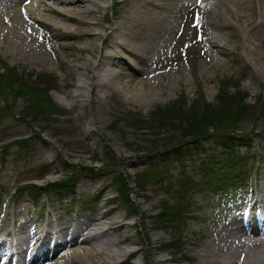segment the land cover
<instances>
[{"label": "rangeland", "instance_id": "374dc122", "mask_svg": "<svg viewBox=\"0 0 264 264\" xmlns=\"http://www.w3.org/2000/svg\"><path fill=\"white\" fill-rule=\"evenodd\" d=\"M112 3L101 2L106 8L97 15L98 38L84 41L95 54H76L90 64L100 57L113 13L121 11ZM235 69L223 83H205L200 96L184 65L188 92L145 108L120 103L106 90L91 101L87 92L81 109L67 100L76 77L0 54V223L90 219L111 210L101 221L110 215L115 223L107 224L108 233L126 239L118 248L136 250L129 263L150 264V239L162 245L154 258L199 264L225 224L264 213L263 166L253 171L249 187L221 188L243 161L257 167L264 160V75L259 83ZM36 95H42L39 104ZM222 111L231 122L217 120ZM67 181V189L55 186Z\"/></svg>", "mask_w": 264, "mask_h": 264}, {"label": "bare ground", "instance_id": "6f19581e", "mask_svg": "<svg viewBox=\"0 0 264 264\" xmlns=\"http://www.w3.org/2000/svg\"><path fill=\"white\" fill-rule=\"evenodd\" d=\"M113 1L121 11L113 13V27L94 64L76 54H95L94 45L84 41L98 38L95 29L102 27L97 15L106 8L101 5L103 0H0V54L13 63L76 77L78 84L67 100L81 109L87 92L91 101L97 102V93L106 90L120 103L144 108L163 97L188 92L184 65L195 80L198 96L205 83H223L235 66L251 80L262 81L264 0ZM175 73L178 76L173 78ZM40 102L37 96L35 103ZM224 114L220 119L228 120V111ZM109 213L90 219L48 220L42 226L33 217L14 227L0 223V264H138L126 259L136 256V250L118 248L126 239L108 233L107 224L115 220L109 215L101 221ZM262 214L225 224L217 239L204 247L198 263L264 264L262 258H250L245 250L252 247V241L244 240L243 245L237 235H263L254 229L256 224L264 225ZM154 242L149 239L150 264H168V259L153 257L162 248L154 247Z\"/></svg>", "mask_w": 264, "mask_h": 264}, {"label": "trees", "instance_id": "16d2710c", "mask_svg": "<svg viewBox=\"0 0 264 264\" xmlns=\"http://www.w3.org/2000/svg\"><path fill=\"white\" fill-rule=\"evenodd\" d=\"M25 93H27V94H29L27 91H24ZM21 94H23V93H21ZM40 94H42V93H40ZM36 96H38V95H36ZM42 96V95H41ZM40 96V97H41ZM226 110H228V108H226ZM225 113V111H222V113H220V114H218L217 115V120L219 119V120H223V119H220V117H224L223 115H225L224 114ZM213 118V116H211L210 115V117H209V119L207 120V121H205L207 124H209V120L211 121V119ZM195 118H190L189 119V121H191V120H194ZM225 121H228V122H231L229 119L228 120H225ZM231 125H233L232 123H231ZM244 162V163H243ZM242 162V164L239 166V168L237 169V171L235 172V176H232L230 179H231V183L228 181V182H226L225 184H223L222 185V189H228V188H236V187H241V186H245L246 185V183H247V181H248V178H249V175L250 174H248L249 173V171H248V169L246 168V164H245V161H243ZM244 165V166H243ZM250 170H252L253 168H252V166H251V168H249ZM69 181V180H68ZM67 181V182H68ZM65 184H68V183H59V184H56L55 186H60V187H65Z\"/></svg>", "mask_w": 264, "mask_h": 264}]
</instances>
